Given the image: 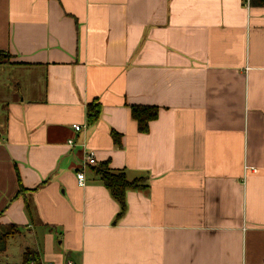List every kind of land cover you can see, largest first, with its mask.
I'll list each match as a JSON object with an SVG mask.
<instances>
[{"label": "crops", "instance_id": "obj_1", "mask_svg": "<svg viewBox=\"0 0 264 264\" xmlns=\"http://www.w3.org/2000/svg\"><path fill=\"white\" fill-rule=\"evenodd\" d=\"M0 51V264H264V6L0 0Z\"/></svg>", "mask_w": 264, "mask_h": 264}, {"label": "trees", "instance_id": "obj_2", "mask_svg": "<svg viewBox=\"0 0 264 264\" xmlns=\"http://www.w3.org/2000/svg\"><path fill=\"white\" fill-rule=\"evenodd\" d=\"M251 3L254 6H264V0H251ZM5 52L0 51V57L4 58L9 56ZM102 113L101 104L97 101L89 103L87 107V118L88 123L93 125L97 123L100 119ZM159 108L157 106H146V105H132L131 114L132 118L137 122L138 131L140 133L148 132L150 123L158 117ZM112 137L115 140L116 144L121 146V135L116 131L112 132ZM95 174L102 181L105 187L110 191L112 197L120 204L121 212L118 214L117 219H119L125 212L126 209V195L129 190H138L147 187L144 185L145 180L143 178H137L134 180L128 179L125 172L123 171H113L109 168L107 163H103L98 167L94 168ZM23 187L20 188L19 192H24ZM16 225H12V228H15ZM3 236V235H2ZM28 256L25 260V263L29 264L31 260L36 261L37 258H31L30 253H27Z\"/></svg>", "mask_w": 264, "mask_h": 264}, {"label": "built area", "instance_id": "obj_3", "mask_svg": "<svg viewBox=\"0 0 264 264\" xmlns=\"http://www.w3.org/2000/svg\"><path fill=\"white\" fill-rule=\"evenodd\" d=\"M247 1V5L250 6L251 5V0H246ZM74 129L77 131V132H80L82 131L83 127H81L80 125H75L74 126ZM70 144L73 145L74 142L73 141H70ZM87 163L91 166H96L97 165V161L95 159V156L93 154V152H91L89 154V156L87 157ZM78 182H79V185L81 186H85L86 184V176H85V173L82 171V172H78ZM68 264H73L72 262H68Z\"/></svg>", "mask_w": 264, "mask_h": 264}]
</instances>
